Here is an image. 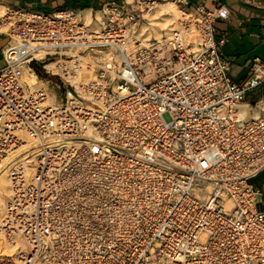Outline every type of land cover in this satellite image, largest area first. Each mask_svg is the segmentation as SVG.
<instances>
[{"label": "built area", "instance_id": "2783aa9c", "mask_svg": "<svg viewBox=\"0 0 264 264\" xmlns=\"http://www.w3.org/2000/svg\"><path fill=\"white\" fill-rule=\"evenodd\" d=\"M180 1L196 43L179 29L144 41L159 0L108 2L92 24L73 8L5 7L0 173L12 193L0 233L24 242L21 264H264L252 183L264 173V100L241 114L264 61L236 82L215 39L228 10ZM21 134L30 177L22 161L11 165Z\"/></svg>", "mask_w": 264, "mask_h": 264}, {"label": "crops", "instance_id": "0c3cea01", "mask_svg": "<svg viewBox=\"0 0 264 264\" xmlns=\"http://www.w3.org/2000/svg\"><path fill=\"white\" fill-rule=\"evenodd\" d=\"M125 0H0L5 7H28L53 12L62 8H73L85 16L99 10L108 2ZM191 6H204L214 10L223 6L229 12L228 19L214 22L215 39L224 43L220 49L231 64L230 75L236 82H243L250 74V64L254 58L264 61V0H183ZM8 37L0 31V65ZM264 100V83L249 91L243 106L247 113H254V104ZM252 183L259 190L260 208L264 210V173Z\"/></svg>", "mask_w": 264, "mask_h": 264}, {"label": "bare ground", "instance_id": "6f19581e", "mask_svg": "<svg viewBox=\"0 0 264 264\" xmlns=\"http://www.w3.org/2000/svg\"><path fill=\"white\" fill-rule=\"evenodd\" d=\"M180 0H169L163 2V3H156V7L159 6V9H157L155 12L151 14L154 25L152 28V31L155 33V38L158 40H162V38L169 34L171 31H176L177 29L180 30V35L182 39L188 44L190 43H196L198 40V32L196 31L194 24H192L188 30L185 29L183 24H181V20H184L183 18V10L180 5ZM5 10V6L3 4L0 5V17L3 16ZM85 20L88 24H92V18L89 13L85 15ZM0 31H5V28H0ZM149 28H145L144 32H140L141 35H144V41H149L151 38L146 37V33H148ZM151 33V32H150ZM110 56V55H109ZM85 71V70H84ZM82 74H80V78H82ZM25 80H27L34 88L40 87L43 85V82L37 78L35 74L32 72H26L25 74ZM54 97L49 98V102H53ZM241 105V114L245 116L247 114V110L242 107ZM21 138L23 140V145L20 147L18 151V155L16 154L14 159L12 160V164L14 165L18 162L23 163L27 176L30 177L34 173V165H32L30 162L32 161V157L30 156L33 154L31 151L32 149V143L30 138L26 134H21ZM35 153V152H34ZM8 167V166H7ZM12 193V184H11V178L8 174V169L3 170L0 173V223L3 220V217L5 215V206L9 199L10 194ZM9 195V196H8ZM8 196V198H7ZM7 199V200H6ZM4 205V207H3ZM18 246V247H17ZM21 246L24 247V242L22 240L19 241L18 245H14L6 240L3 239L0 233V256H6V257H12L11 260L13 264H21L19 259L16 256L17 248Z\"/></svg>", "mask_w": 264, "mask_h": 264}, {"label": "rangeland", "instance_id": "374dc122", "mask_svg": "<svg viewBox=\"0 0 264 264\" xmlns=\"http://www.w3.org/2000/svg\"><path fill=\"white\" fill-rule=\"evenodd\" d=\"M166 1H169V0H166ZM163 2H165V0H159V2L158 3H163ZM157 9H159V6L158 7H155V8H153L150 12H148L147 14H146V21H145V23L143 24V26L141 27V29H140V32H144V30H145V28H149V31H148V33H146V37H149V38H151V39H154L155 38V33L152 31V28H153V26L152 25H154V24H152V23H154V20H153V18H152V16H151V14L153 13V12H155ZM184 18V17H183ZM151 32V33H150ZM165 36H168V34L167 35H165ZM164 36V37H165ZM145 37V36H144ZM48 79H52L53 81H56V78H50L49 76L47 77ZM40 79V78H39ZM9 196V195H8ZM8 196H7V198H8ZM7 200V199H6ZM3 207H4V205H3Z\"/></svg>", "mask_w": 264, "mask_h": 264}]
</instances>
